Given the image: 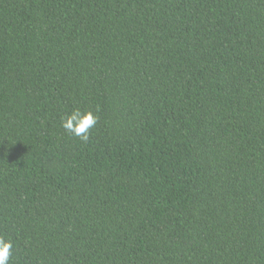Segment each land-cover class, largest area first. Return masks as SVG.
Instances as JSON below:
<instances>
[{
    "label": "trees",
    "instance_id": "16d2710c",
    "mask_svg": "<svg viewBox=\"0 0 264 264\" xmlns=\"http://www.w3.org/2000/svg\"><path fill=\"white\" fill-rule=\"evenodd\" d=\"M0 234L9 264H264V0H0Z\"/></svg>",
    "mask_w": 264,
    "mask_h": 264
},
{
    "label": "clouds",
    "instance_id": "9594fccd",
    "mask_svg": "<svg viewBox=\"0 0 264 264\" xmlns=\"http://www.w3.org/2000/svg\"><path fill=\"white\" fill-rule=\"evenodd\" d=\"M97 122L98 117L91 111L82 112L80 109H75L61 118V126L64 130L79 137L84 142L88 141L90 130ZM13 246L11 238L0 234V264H9Z\"/></svg>",
    "mask_w": 264,
    "mask_h": 264
}]
</instances>
